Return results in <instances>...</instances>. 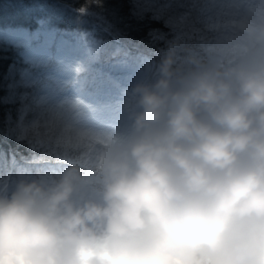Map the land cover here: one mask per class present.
Segmentation results:
<instances>
[{
    "label": "clouds",
    "instance_id": "9594fccd",
    "mask_svg": "<svg viewBox=\"0 0 264 264\" xmlns=\"http://www.w3.org/2000/svg\"><path fill=\"white\" fill-rule=\"evenodd\" d=\"M233 23L246 55L184 72L173 41L131 90L127 135L41 106L30 138L87 131L92 155L52 180L0 175V264H264V20Z\"/></svg>",
    "mask_w": 264,
    "mask_h": 264
},
{
    "label": "rangeland",
    "instance_id": "374dc122",
    "mask_svg": "<svg viewBox=\"0 0 264 264\" xmlns=\"http://www.w3.org/2000/svg\"><path fill=\"white\" fill-rule=\"evenodd\" d=\"M50 1L30 0L38 22L32 31L20 22L0 24V42L15 46L31 68L20 73V82L34 91L23 116L37 117L43 104H57L66 112L71 124L83 130L129 134L132 130L130 113L135 109L131 90L137 83L145 82L152 63L137 50L126 47L119 60L106 66V77L101 79V74L90 77L86 65L97 52L101 32L113 42L119 43V40L103 27L99 14L78 13L81 17L77 18V23L66 24L64 31L57 30ZM203 3V15L212 34L205 47L209 60L221 66L238 62L246 55L248 45L236 32L233 22L242 15H250L257 22L264 20V0H203ZM85 22L91 27H84ZM26 125L23 118L21 130H25ZM83 130L68 129L83 138L82 161L87 164L94 138ZM2 164L3 152L0 151V173ZM42 168L54 171L56 166L46 162ZM18 176L52 180L48 174H33L26 169L11 172L12 179Z\"/></svg>",
    "mask_w": 264,
    "mask_h": 264
},
{
    "label": "trees",
    "instance_id": "16d2710c",
    "mask_svg": "<svg viewBox=\"0 0 264 264\" xmlns=\"http://www.w3.org/2000/svg\"><path fill=\"white\" fill-rule=\"evenodd\" d=\"M49 7L54 11L53 23L59 31H64L66 24L77 23L81 17L78 13L99 14L103 27L119 40L113 42L101 32L97 52L86 65L90 77H106V66L119 60L128 47L152 63L145 82H154L159 76L161 57L175 40H181L190 50L180 54L182 71L197 67L187 61L189 55L204 66H213L205 53L212 34L203 15V0H52ZM35 16L30 0H0V24L20 22L32 31L38 23ZM83 26L91 27L88 22ZM28 69L29 62L15 46L0 42V174L17 169L44 174L43 164L51 162L56 169L50 171V176L55 179L61 168L77 160L83 163V138L69 131L63 136L30 138L26 129L36 117L26 118L23 112L31 104L34 91L20 82V73ZM23 118L28 124L25 130H21Z\"/></svg>",
    "mask_w": 264,
    "mask_h": 264
}]
</instances>
